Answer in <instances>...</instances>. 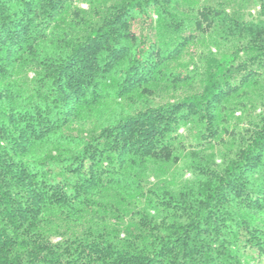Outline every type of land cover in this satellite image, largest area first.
I'll return each mask as SVG.
<instances>
[{
    "label": "trees",
    "instance_id": "1",
    "mask_svg": "<svg viewBox=\"0 0 264 264\" xmlns=\"http://www.w3.org/2000/svg\"><path fill=\"white\" fill-rule=\"evenodd\" d=\"M0 264H264V0H0Z\"/></svg>",
    "mask_w": 264,
    "mask_h": 264
}]
</instances>
